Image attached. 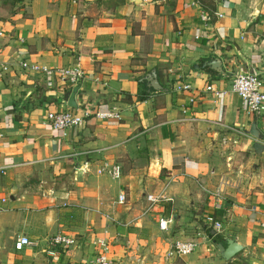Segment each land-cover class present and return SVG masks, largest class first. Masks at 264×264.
Instances as JSON below:
<instances>
[{
    "label": "crops",
    "instance_id": "1",
    "mask_svg": "<svg viewBox=\"0 0 264 264\" xmlns=\"http://www.w3.org/2000/svg\"><path fill=\"white\" fill-rule=\"evenodd\" d=\"M212 60L220 72L206 65ZM22 61L79 65L77 109L62 102L71 88L23 70ZM246 72L264 86V0H29L0 17V237L16 232L34 243L22 251L9 243L3 264H93L99 240L113 264H264V113L248 115L230 90ZM185 84L190 91L179 89ZM210 84L225 95L206 92ZM86 108L121 117L90 116L66 131L46 120L50 111ZM252 124L260 139L248 134ZM217 149L227 159L245 153L262 173L254 183L260 190L234 191L213 210L204 189H223L212 176ZM142 157L139 179L129 164ZM103 163L118 164L120 177L98 175ZM161 192L171 199L158 208L173 218L166 233L154 214L141 215L146 196ZM208 215L222 225L210 230L215 239L187 257L166 258L171 243L191 240ZM57 234L74 243L50 255L48 240ZM229 240L241 251L225 260L217 246Z\"/></svg>",
    "mask_w": 264,
    "mask_h": 264
},
{
    "label": "built area",
    "instance_id": "2",
    "mask_svg": "<svg viewBox=\"0 0 264 264\" xmlns=\"http://www.w3.org/2000/svg\"><path fill=\"white\" fill-rule=\"evenodd\" d=\"M200 21L203 25L209 22V16L205 12H201L199 16ZM199 36H195L198 39ZM20 67L34 74L53 75L57 78L58 82L66 89L72 88L84 78V72L79 65H73L69 67L60 68H47L40 67L39 65H30L27 62H20ZM263 81L260 79L257 73H240L236 74L231 81L230 90L233 94H236L245 105L246 113L250 116H259L264 113V89ZM181 91H190L191 86L185 84L180 86ZM206 92H213L217 98H222L225 94L223 90L215 89L212 84L206 86ZM192 102V99L189 100ZM182 112L185 114L187 110L183 109ZM90 116H94L97 120H120V112L116 109H105V110H91L83 109L81 112L67 110V111H50L46 113V120L49 126L56 131L74 130L79 128L84 120ZM193 119H183L181 121H192ZM264 146V141L262 142ZM98 175H106L110 179H118L121 175L120 166L118 164L103 163L97 170ZM206 193L207 206L213 210H219L222 208L226 201V197L221 187L213 189H204ZM4 203L6 200H1ZM147 206L142 212V216L148 214H154L155 223L157 229L161 233H166L170 229V225L173 223V218L164 217L160 215L158 208L162 206L164 202L171 201L161 192L158 195L149 194L146 196ZM125 202V195L120 194L118 196V203L123 204ZM256 211V208L252 209ZM203 224L212 232L219 233L222 230V225L219 221H216L214 216L208 215L202 221ZM210 239L207 235L200 231L193 239L187 241H175L171 243L166 251V258H182L187 257L195 252L201 245L207 244ZM74 243V240L68 236L57 234L48 240L50 250L48 254H53L51 248L53 247H67ZM34 243L25 235L19 236L13 243L15 251H22L24 248L32 247ZM99 251L95 255L93 264H113L112 259L108 255V247L104 241L99 240L97 242ZM209 251V250H207Z\"/></svg>",
    "mask_w": 264,
    "mask_h": 264
},
{
    "label": "rangeland",
    "instance_id": "3",
    "mask_svg": "<svg viewBox=\"0 0 264 264\" xmlns=\"http://www.w3.org/2000/svg\"><path fill=\"white\" fill-rule=\"evenodd\" d=\"M28 1L29 0H21L20 2H14V4H12L13 0H0V8L6 11V13H0V17H7V14L9 12L14 11L16 7L19 8L21 6H24L25 3ZM227 151L228 150H226V152ZM214 157L215 160H213L211 166L212 169L216 170V175L213 174V171H211V173L213 174L212 176H215L214 178H216L217 176L215 180L216 186H219L220 184L223 185V193L225 194L227 200L231 198V195L235 192H244V190L249 189L250 186H252V188L254 187L260 190L259 186L254 185V183L257 182L259 184L261 180L260 174L262 173V170H260L258 162H254L249 165L246 161L247 156L245 155V153L242 152H236L233 154L232 157L230 156V158L227 159L225 157V153H223L222 151L220 152V149H217V153L214 154ZM239 165H242V167H239ZM145 166L146 160L144 159V157H142L139 160H135V162H131L129 164V169H133V172L136 171L135 173L137 174V177L141 179L142 177L144 178V176L146 175V173L144 172ZM252 188L249 190H252ZM16 238V232L11 233L9 234V236L6 237H0V264L4 263L3 260L7 256V253L12 251V247L10 248L9 243L13 244ZM163 254H165L166 257V253Z\"/></svg>",
    "mask_w": 264,
    "mask_h": 264
},
{
    "label": "water",
    "instance_id": "4",
    "mask_svg": "<svg viewBox=\"0 0 264 264\" xmlns=\"http://www.w3.org/2000/svg\"><path fill=\"white\" fill-rule=\"evenodd\" d=\"M206 65L210 66V68L220 72L221 71V64L219 60H212L208 62ZM252 73V72H248ZM148 81L150 83V87L153 88L154 90H158V84L154 76L148 78ZM80 84L78 83L74 87H72L69 91L65 92L62 96V102L68 106L69 108L72 109H77V106L74 102V95L76 94L77 90L79 89ZM248 134L250 136H253V138L260 139V136L257 135L258 132L255 129V125L252 124L250 130L248 131ZM254 149L259 152L263 149L262 145L259 143H256L254 145ZM220 254L225 260H230L232 259L237 253L241 251V246H239L237 243H235L232 240L227 241L226 246H217Z\"/></svg>",
    "mask_w": 264,
    "mask_h": 264
},
{
    "label": "trees",
    "instance_id": "5",
    "mask_svg": "<svg viewBox=\"0 0 264 264\" xmlns=\"http://www.w3.org/2000/svg\"><path fill=\"white\" fill-rule=\"evenodd\" d=\"M18 1L20 2L21 0H13L12 4H14V2L16 3ZM201 231H203L207 235V237L210 239V241H212V239H215V237L213 235H211V231L204 224L201 228ZM214 241H216V240H214Z\"/></svg>",
    "mask_w": 264,
    "mask_h": 264
}]
</instances>
